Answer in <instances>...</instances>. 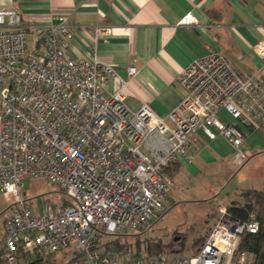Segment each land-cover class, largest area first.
Instances as JSON below:
<instances>
[{"label":"built area","instance_id":"obj_1","mask_svg":"<svg viewBox=\"0 0 264 264\" xmlns=\"http://www.w3.org/2000/svg\"><path fill=\"white\" fill-rule=\"evenodd\" d=\"M41 24L14 9H0V192L10 203L0 261L14 264L23 254L47 256L69 248V264H255L238 250L247 221L219 208L209 235L192 255L135 257L95 248L101 234L149 229L163 213L174 181L166 168L190 160V138L198 131L225 137L235 148L233 163L243 165V127L264 133V85L255 74L242 76L219 51L196 58L179 77L181 102L159 114L148 102L138 111L126 104L128 77L97 54L74 57L68 47L73 28L67 16ZM188 13L179 21L193 25ZM96 26L95 32L112 31ZM36 35L28 48V33ZM263 61L264 39L254 45ZM111 78L119 88L108 93ZM226 111L234 122L220 116ZM40 178L58 185L71 201L36 213L25 185Z\"/></svg>","mask_w":264,"mask_h":264},{"label":"crops","instance_id":"obj_2","mask_svg":"<svg viewBox=\"0 0 264 264\" xmlns=\"http://www.w3.org/2000/svg\"><path fill=\"white\" fill-rule=\"evenodd\" d=\"M0 9H14L41 24L57 23L65 15L73 28L68 47L72 56L95 53L125 78L128 68L135 67L137 74L125 92L133 111L148 102L159 114H168L183 97L181 72L210 51H219L239 74H255L264 85L263 61L253 49L264 39V0H0ZM188 13L198 22L179 24ZM96 26L113 29L96 33ZM118 88V78H111L107 92ZM220 116L234 122L224 110ZM243 130L245 164L260 177L264 133ZM189 154L188 161L176 160L175 183L187 184L196 199L213 195L216 181L233 163L235 148L222 135L210 138L198 131L190 138Z\"/></svg>","mask_w":264,"mask_h":264},{"label":"rangeland","instance_id":"obj_3","mask_svg":"<svg viewBox=\"0 0 264 264\" xmlns=\"http://www.w3.org/2000/svg\"><path fill=\"white\" fill-rule=\"evenodd\" d=\"M35 41L36 35L29 32L27 45L30 50L34 48ZM245 163L243 165L228 164L229 171L226 170L225 177L218 178L216 181V186L213 188L214 194L202 193L203 198L200 199L193 197L187 184L184 185L179 181L175 183L172 177L174 184L165 202V213L149 229L142 233L132 232L129 233L132 235L125 237L132 241H135L133 238L159 239L167 244L161 255L169 257L192 255L209 235L220 207L228 205L233 200L241 201L240 194L243 189L264 188V175L257 177L255 169L253 173L252 167ZM23 193L27 203L36 213H40L42 208L49 205L55 208L60 207L68 198L58 185L40 178L29 179ZM11 204L0 192V240L5 233V221ZM74 255L75 252L69 248L55 253L56 258L62 262L68 261Z\"/></svg>","mask_w":264,"mask_h":264},{"label":"trees","instance_id":"obj_4","mask_svg":"<svg viewBox=\"0 0 264 264\" xmlns=\"http://www.w3.org/2000/svg\"><path fill=\"white\" fill-rule=\"evenodd\" d=\"M178 168L179 167L176 161L172 162L169 166H167L165 170L167 176L169 178L174 177V175L178 172ZM240 196L242 200H233L230 204L227 205V210L232 217L240 219L242 221H247L250 217V214L252 212H255L256 217L259 221V229L254 233H243L238 241V250L249 252L252 256L253 263L264 264V190L246 188L241 191ZM70 203L71 201L66 198L65 201L62 202L61 206H66ZM165 211L166 208L164 209L163 213H165ZM142 232L143 231L139 233ZM127 235L132 234L103 233L97 238L95 248H103L104 251L108 254H123L129 257H135L138 255L157 257L161 255V252H163V249L167 245L159 239L140 240L137 238H133L135 239V241H132L125 237ZM198 251L199 249L196 250V252H194L193 254L197 253ZM77 257L78 255L77 253H75V255L71 259L66 262H62L56 258L55 253L49 254L47 256L23 254L14 264H69L73 260L77 259ZM0 264L6 263L0 261Z\"/></svg>","mask_w":264,"mask_h":264}]
</instances>
